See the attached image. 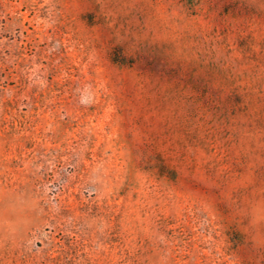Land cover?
<instances>
[{
  "label": "rangeland",
  "instance_id": "374dc122",
  "mask_svg": "<svg viewBox=\"0 0 264 264\" xmlns=\"http://www.w3.org/2000/svg\"><path fill=\"white\" fill-rule=\"evenodd\" d=\"M0 264H264V0H0Z\"/></svg>",
  "mask_w": 264,
  "mask_h": 264
}]
</instances>
